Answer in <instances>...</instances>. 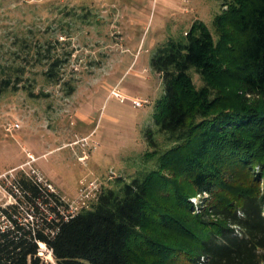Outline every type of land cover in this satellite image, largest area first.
<instances>
[{
  "label": "trees",
  "instance_id": "16d2710c",
  "mask_svg": "<svg viewBox=\"0 0 264 264\" xmlns=\"http://www.w3.org/2000/svg\"><path fill=\"white\" fill-rule=\"evenodd\" d=\"M213 22L214 33L194 19L149 58L163 84L156 131L143 130L152 147L144 157L156 165L100 186L71 215L58 194L19 170L12 182L21 195L3 210L25 208L30 218L12 217L0 231V264H264V0H222ZM18 39L19 60L0 56V94L38 95L25 82L29 66L72 93L63 76L70 51L57 52V39ZM156 134L169 145L158 150ZM39 241L55 263L37 253Z\"/></svg>",
  "mask_w": 264,
  "mask_h": 264
},
{
  "label": "rangeland",
  "instance_id": "374dc122",
  "mask_svg": "<svg viewBox=\"0 0 264 264\" xmlns=\"http://www.w3.org/2000/svg\"><path fill=\"white\" fill-rule=\"evenodd\" d=\"M221 8L222 0H0L2 59L24 55L21 36L32 45L57 39V52L70 51L63 76L76 85L66 95L62 82L46 81L29 66L25 82L38 95L24 88L0 94V204L14 200L6 186L19 170L36 169L62 197L74 198L81 179L109 186L117 176L154 167L156 158L144 157L152 147L143 130L156 131L152 111L163 84L149 58L194 19L213 31ZM156 140L158 150L170 143L161 134ZM18 216L30 218L22 210ZM38 245L41 257L55 263Z\"/></svg>",
  "mask_w": 264,
  "mask_h": 264
},
{
  "label": "built area",
  "instance_id": "2783aa9c",
  "mask_svg": "<svg viewBox=\"0 0 264 264\" xmlns=\"http://www.w3.org/2000/svg\"><path fill=\"white\" fill-rule=\"evenodd\" d=\"M113 94L116 96H120L118 91L113 90ZM119 98L122 99L121 96ZM132 103L134 105H141V101L138 99H133ZM27 173L30 174L35 180L40 182L47 191L59 195L60 199H62L66 204L64 211H65V214H68V215L74 214L75 212H77L82 207H87L89 205V202L93 198L96 197V195L99 191V188H100L96 178L81 179L79 181L78 191H77L76 196L74 198H65V197H62L55 190V186L51 182L44 180V178L41 176V174H39V172L36 169L31 168V172H27ZM6 187L9 190V195L12 196L14 200L11 202H6L4 204H0V220L4 221V225L3 226L0 225V231L4 230L5 228L13 227L12 217H15V218H17L18 221L25 223V216L22 220L19 216L14 214L12 211L8 210V212H9V214H8L7 212H5L3 210V208H7L8 205H10L12 203H16L18 197L21 195V191H20L19 187L15 183H13L12 181ZM20 208L22 209V205L20 206ZM22 212L25 215V208ZM27 214L30 217V214L28 212H27ZM40 242L41 241H39L38 243L40 244ZM43 245H44V247H47L45 245V243ZM39 250H40V246L38 245V251H37L38 254H39Z\"/></svg>",
  "mask_w": 264,
  "mask_h": 264
},
{
  "label": "bare ground",
  "instance_id": "6f19581e",
  "mask_svg": "<svg viewBox=\"0 0 264 264\" xmlns=\"http://www.w3.org/2000/svg\"><path fill=\"white\" fill-rule=\"evenodd\" d=\"M31 156V155H30ZM41 245H43L44 243L43 242H40Z\"/></svg>",
  "mask_w": 264,
  "mask_h": 264
}]
</instances>
